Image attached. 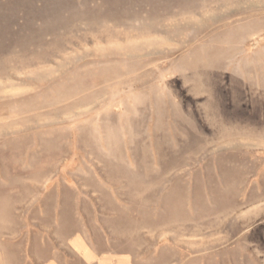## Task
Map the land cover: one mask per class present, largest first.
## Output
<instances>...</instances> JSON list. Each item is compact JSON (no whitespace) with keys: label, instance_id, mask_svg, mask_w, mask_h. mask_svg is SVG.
Returning <instances> with one entry per match:
<instances>
[{"label":"rangeland","instance_id":"rangeland-1","mask_svg":"<svg viewBox=\"0 0 264 264\" xmlns=\"http://www.w3.org/2000/svg\"><path fill=\"white\" fill-rule=\"evenodd\" d=\"M0 264H264V0H0Z\"/></svg>","mask_w":264,"mask_h":264}]
</instances>
